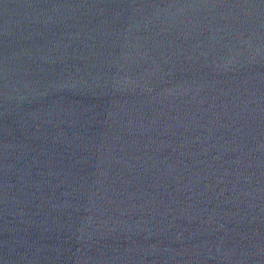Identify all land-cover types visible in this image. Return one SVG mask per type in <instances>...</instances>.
Here are the masks:
<instances>
[{
  "label": "water",
  "instance_id": "obj_1",
  "mask_svg": "<svg viewBox=\"0 0 264 264\" xmlns=\"http://www.w3.org/2000/svg\"><path fill=\"white\" fill-rule=\"evenodd\" d=\"M0 264H264V0H0Z\"/></svg>",
  "mask_w": 264,
  "mask_h": 264
}]
</instances>
